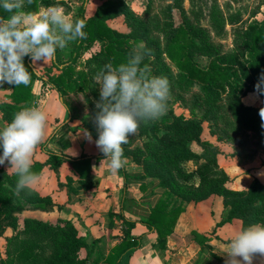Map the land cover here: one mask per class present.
<instances>
[{"label":"trees","instance_id":"trees-1","mask_svg":"<svg viewBox=\"0 0 264 264\" xmlns=\"http://www.w3.org/2000/svg\"><path fill=\"white\" fill-rule=\"evenodd\" d=\"M43 1L53 0H33L31 4L25 0L23 10L37 12ZM171 1L174 3L173 5L181 8L183 0ZM261 4L264 5V0H261ZM7 15L0 9V16L7 18ZM80 19L85 21L83 31L86 33V38L77 39L76 48L68 62L59 64L57 59H54L53 67L60 71L59 74L54 76L48 73L44 74L32 64L30 57H24L25 66L32 72L30 83L27 86L12 85V91L8 96L9 102L0 104L1 113L9 121L13 118L14 113L32 104L36 95L35 85L38 81L42 83L43 88L50 87L62 96L66 110L72 115L71 122L81 119L89 122L93 119L95 105L92 104L93 111L90 116H85L83 113L77 115L72 112V106L66 101V94L83 90L88 85V81L89 83L92 81L93 92L99 99V85L94 84L96 72L106 63L118 66L126 62L132 49L139 45L140 39H135L131 45L130 37L113 30L101 12L89 19L82 14ZM238 21L239 14H231L230 17H227L218 6H215L211 12V27L217 34H221L225 30L227 23L236 24ZM156 28L164 33L167 39L166 47L162 49L157 40L152 41L145 47L149 54L145 55L143 64L151 67L152 57L153 59L157 58L163 64L164 77L167 78L170 89L179 92L198 89L197 100L200 101L201 107L212 112L214 119L225 124L234 134L250 132L260 144H264V127H262L264 121H261L258 114L259 108L264 105L251 106L246 105L243 101L250 91H254L258 74L264 69V19L248 25L243 30H235L234 47L227 53H222L213 47L211 36L201 26L183 25L175 28L167 16ZM93 43L101 44L103 49L88 60L87 70L80 74L81 82L77 81L74 63L77 62L81 49L85 45ZM164 57L174 64L177 70L176 74L163 62ZM203 60L207 63L203 64ZM47 71L51 72V68H48ZM138 131L152 158L169 171L173 179L170 184L173 182L179 193L202 194L208 188L216 192L223 189L229 181V177L218 163L219 150L211 143L202 140L203 126L197 120L179 118L172 108L168 109L167 107L165 113L158 119L146 124L141 123ZM43 152L47 156L46 161H35L32 165V171L40 176L48 167L55 173L57 181L61 185L60 171L68 163L80 181H89L92 178L94 157L82 155L72 158L65 152L56 153L46 149ZM100 158H105L102 153L97 157L98 160ZM192 159H199L202 162L197 171L188 172L185 164ZM134 162L133 159H129L127 163L123 162V166L120 168L127 183H129V174L126 165H132ZM145 176L158 180L164 194L168 195V187L159 175L147 174L142 171L137 174L135 179H142ZM12 180L16 184L17 177L14 174ZM69 180L68 192L70 194L78 192V189L72 186L71 177ZM0 197L2 207L0 212L1 237L4 235L5 229L15 224L18 215L28 207L20 195H16L13 190L0 187ZM9 198L14 200V204L8 202ZM53 204L55 205V203ZM53 204L49 207L39 204L32 209L49 212L53 210ZM62 207L60 205L59 209ZM184 210L185 207L181 204L171 206L168 198L160 201L153 208L147 225L158 232L161 247H166L167 239L173 233L179 216ZM256 210L264 213V184L257 180L244 194L238 195L228 217L222 223L239 217L241 212L252 213ZM24 222L26 224L25 232L29 235L21 239L16 238L12 245V254L16 256L18 262L24 261L31 264L87 263V259L80 260L79 258V250L84 246L85 240L76 234H70V231L74 230L72 222L58 220L57 224L43 223L30 218H26ZM62 223L64 225L61 227ZM124 224L127 227L124 230L125 242L119 248V258L138 245L131 236L136 222L125 220ZM211 257L215 258V261L209 260L207 264H225V260L220 256L211 253Z\"/></svg>","mask_w":264,"mask_h":264},{"label":"rangeland","instance_id":"rangeland-1","mask_svg":"<svg viewBox=\"0 0 264 264\" xmlns=\"http://www.w3.org/2000/svg\"><path fill=\"white\" fill-rule=\"evenodd\" d=\"M56 3L57 0L48 2L43 1L41 7L52 6ZM59 4L64 8L65 13L74 19H80L82 14L89 19L98 12L103 13L107 24L113 30L130 37L131 45L135 39H140L139 45L142 44L144 48L154 40L159 42L162 49L166 47L167 39L164 33L158 31L156 27L161 25L162 20L167 16L175 28H179L183 25L189 27L201 26V28L206 30L211 36L213 47L219 49L222 53H227L234 47L233 38L235 30H243L248 25L264 19V5L261 4V0H183L181 8L173 5L174 3L171 0H59ZM215 6H218L227 17H230L231 14H239V21L236 24L227 23L225 30L221 34H217L212 29L210 23L211 12ZM76 45L77 40L70 42L63 50L57 49V62L59 64L68 62L72 57ZM102 49L103 46L99 43L87 44L81 49L79 58L77 62L74 63L77 72L75 79L77 81L81 79V72L87 70L88 60L93 58V56ZM151 61L153 62L150 67L152 74L164 77L162 62H159L157 58L153 59V57ZM53 62L54 59L47 63L38 61L34 66L40 72L54 76L59 74L60 71L53 67ZM163 62L166 63L175 74L177 73L174 64L165 57ZM205 63H207V61L203 60V64ZM48 68H51V72L47 71ZM94 84H96L95 81ZM92 88V81L90 83L88 81V85H86L83 90L72 93L68 92L66 94V101L72 106L73 113H77V115L83 113L85 116L91 115L93 111L92 104L95 105V101L98 100ZM11 91L12 85L5 83L0 86V104L9 102L8 96ZM253 92L254 91H250V93L243 98L244 103L251 106H262L258 100L253 102L250 98ZM35 94L32 104L28 107H40L47 113V116H50L51 113H63L64 116L61 117L62 124H74L75 126V123L71 122V113L66 110L64 102L61 100L62 96L54 89L50 87L43 88L42 83L38 81L35 85ZM198 94V89L188 92H179L170 89V99L167 102V107L168 109L172 108L179 118L197 120L202 124V140L211 143L212 146H215L219 150L220 153L217 157L219 166L229 177V181L225 184L223 189L215 192L211 190V188H208L206 192L202 194L189 192L186 194L179 193L175 184L173 182L170 184L173 179L169 171L154 160L149 149L144 146L139 131H137L135 135L129 137L127 144L122 145V159L125 163H127L129 159H133L135 162L132 165H135L143 172L159 175L163 179V182H165L164 184L168 187L167 198L171 206L181 204L187 209L193 206V204H196L195 209L198 211L203 210L201 211L202 213L205 212L209 214L212 212V214H214L215 211L220 213L214 231L209 235H207L208 233L202 234L201 238L204 241H210L211 239L216 240L217 252L225 254L227 252L228 241L236 230L246 228L254 223L264 224V213L258 210L252 213L241 212L238 215L239 217H234L222 223L223 220L228 217L239 194H244L254 184L255 180L264 184V175H258V173H264V144H260L257 139L253 137L252 133L249 132L236 135L228 129L225 124L214 119L212 112L201 107L200 101L197 100ZM261 99H264V97H261ZM7 122L10 121L0 111V127H3ZM50 122L51 121H47V125ZM79 122L81 123L79 127L83 130H88L95 141L98 138V134L93 119L89 122H86L85 119H81ZM48 128L49 126H47L45 136L36 149L38 148L42 151V148L46 147L48 141L54 137L52 136L54 129L51 128L48 130ZM74 130L77 131L75 128ZM36 149L33 154V162L38 160V156L35 155ZM201 162L202 161L199 159L188 160L185 164L187 171H197ZM7 167V163L5 165H0V187L14 191L15 184L12 180L13 173L11 171L6 172ZM61 170V185H59L55 173H53L54 178H49V180L54 183V186L57 187V190H53L52 194H55V192H64L65 190L68 191V182L70 181L68 167L61 168ZM55 196L60 197V195ZM20 197L28 208L22 214L18 215V220L15 224L7 227L4 235L0 237V264H31L30 262L26 263L24 261L18 262L16 256L12 254L13 241L16 238L21 239L29 235V233L25 232L26 224L24 220L26 218L54 224H57L58 220H63V222L65 220L69 221L62 216L41 218L37 215L38 210L32 209L39 204L49 207L55 203V205L53 204L54 208L52 211L61 210L59 206L63 205L58 203L61 201L57 203L54 202L53 195H43L36 190H25L21 192ZM8 202L14 204L12 198H9ZM1 210L2 207L0 204V212ZM70 222H72L74 227V230L70 231V234H76L80 237L77 225L74 221ZM63 225V223L60 224L61 227ZM82 249L83 247L79 250V258L80 260H85L81 256ZM258 258L261 259V264H264V258L257 256L255 259Z\"/></svg>","mask_w":264,"mask_h":264},{"label":"clouds","instance_id":"clouds-1","mask_svg":"<svg viewBox=\"0 0 264 264\" xmlns=\"http://www.w3.org/2000/svg\"><path fill=\"white\" fill-rule=\"evenodd\" d=\"M31 4L33 0H27ZM25 0H0V9L7 18L0 16V86L25 85L31 73L24 57L35 65L55 58L57 49L63 50L77 39H85V21L74 19L57 3L41 7L37 12L23 10ZM149 54L144 46L137 45L126 62L113 66L104 64L96 72L94 81L99 85V99L95 101L93 121L98 138L94 141L113 172L123 166V147L129 137L137 133L141 123L154 121L162 116L170 99L166 77L153 75L143 64ZM264 69L258 74L250 98L264 105ZM264 121V106L259 108ZM48 116L40 107H25L14 113L10 122L0 127V165L7 163L6 172L16 177L15 194L35 190L41 176L32 171L33 154L47 129ZM264 127V124H262ZM89 142L92 135L83 130ZM264 175V173H258ZM225 264H254L259 256L264 258V224L254 223L235 231L227 244Z\"/></svg>","mask_w":264,"mask_h":264},{"label":"crops","instance_id":"crops-1","mask_svg":"<svg viewBox=\"0 0 264 264\" xmlns=\"http://www.w3.org/2000/svg\"><path fill=\"white\" fill-rule=\"evenodd\" d=\"M63 116V113H51L48 116V122L51 121L47 125L48 130L54 129V137L42 151L36 149L38 160H35L46 161L45 149L56 153L65 152L72 158L82 155L94 157L93 175L89 181H80L67 163L62 168L68 167L72 186L78 192L70 194L65 190L52 194L53 190H57L49 180L50 177L54 178V172L46 167L35 190L43 195H53V201H61L58 203L63 208L45 213L37 211V215L41 218L62 216L74 221L80 237L85 240L81 256L87 259L88 264H207L209 260L215 261L211 253L226 259L224 254L217 252L216 240L203 241L201 238L202 234L209 235L214 231L220 213L215 211L214 214H203V210L195 209L196 204L181 213L173 233L167 239L166 247H161L158 232L147 225L153 208L167 199L160 182L147 176L135 179L142 171L135 165L127 164V183L120 169L116 172L111 170L109 160L97 159L100 151L93 138L91 142L85 139L83 129L79 127L81 123L76 120L73 121L75 126L62 124ZM125 220L136 222L131 236L138 245L119 258V248L125 242ZM254 264H261V259H254Z\"/></svg>","mask_w":264,"mask_h":264},{"label":"water","instance_id":"water-1","mask_svg":"<svg viewBox=\"0 0 264 264\" xmlns=\"http://www.w3.org/2000/svg\"><path fill=\"white\" fill-rule=\"evenodd\" d=\"M54 59H56V54H55V58ZM32 67H33V69H35V67L32 65ZM36 70V69H35ZM61 100L63 101V98H61Z\"/></svg>","mask_w":264,"mask_h":264}]
</instances>
